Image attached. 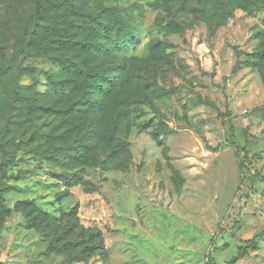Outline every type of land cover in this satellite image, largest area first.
I'll list each match as a JSON object with an SVG mask.
<instances>
[{
  "label": "rangeland",
  "instance_id": "obj_1",
  "mask_svg": "<svg viewBox=\"0 0 264 264\" xmlns=\"http://www.w3.org/2000/svg\"><path fill=\"white\" fill-rule=\"evenodd\" d=\"M255 5L0 0V264H264V7ZM92 15L121 18L134 40L105 55L76 50L95 39L81 22ZM76 62L126 65L118 135L129 147L110 163L103 148L68 156L96 118L67 111L83 93L65 86ZM27 200L55 220L78 204L108 255L48 253L26 224Z\"/></svg>",
  "mask_w": 264,
  "mask_h": 264
},
{
  "label": "trees",
  "instance_id": "obj_2",
  "mask_svg": "<svg viewBox=\"0 0 264 264\" xmlns=\"http://www.w3.org/2000/svg\"><path fill=\"white\" fill-rule=\"evenodd\" d=\"M255 6L264 7V0L261 2L254 1ZM53 5V3H51ZM246 8L244 5H240ZM81 22L90 25L91 35L95 38L91 45L73 43L72 47L83 50L85 47L92 50L95 54L103 53L104 55L112 49L118 48L129 40H134V36L128 28V25L119 17L105 18L99 16L83 17ZM5 49L0 47V59L3 57ZM264 57V54H262ZM125 64H109L100 65L96 62L92 67L84 66L80 62H76V74L67 79L66 85L72 90L81 93V97L77 100L73 108L68 109L69 112L80 113L81 117H86L89 114H95L92 125L85 140L76 143V153H70L68 156L77 162L86 159L91 152L95 154L103 148L106 152L104 162H112L118 155L129 147V142L123 140L118 133L120 132L121 123L125 120V114L122 108L126 103L125 94L128 90L126 86ZM7 76V70L0 67V95L1 85ZM143 100L135 98L133 103H142ZM113 109L114 111H111ZM65 111V110H63ZM115 113L116 117L112 120L111 125L113 132L110 136L104 135V129L107 118L110 113ZM46 141L49 135L46 136ZM61 156L59 153L55 157ZM67 159V158H66ZM68 160V159H67ZM8 160H6V165ZM70 162L62 163L67 166ZM81 180L76 177V180L71 181L69 185L77 184ZM26 210V224L30 228H36L48 242V253L65 254L71 250H76L78 256L76 261H82L86 256L97 255L106 257L107 250L105 247L103 233L100 228L86 229L79 219V205L76 204L71 210L65 212L60 220H55L49 214L40 209L32 201L21 202ZM68 219L74 221L64 225V230L59 232L62 227V222ZM89 231L87 236L84 233ZM76 233H78L76 235ZM70 234L75 236L69 238ZM262 238V233L255 235L248 240L245 245H241L238 253L233 257L232 261H237L242 258L248 249L256 248ZM89 254V255H88ZM77 256V255H76Z\"/></svg>",
  "mask_w": 264,
  "mask_h": 264
}]
</instances>
